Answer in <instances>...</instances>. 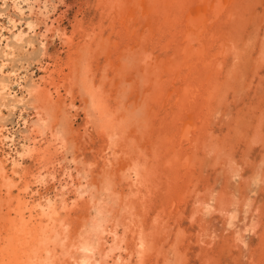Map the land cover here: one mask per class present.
I'll use <instances>...</instances> for the list:
<instances>
[{"label":"rangeland","instance_id":"rangeland-1","mask_svg":"<svg viewBox=\"0 0 264 264\" xmlns=\"http://www.w3.org/2000/svg\"><path fill=\"white\" fill-rule=\"evenodd\" d=\"M110 1L0 0V81L4 80L8 84L4 104L0 106V138H3L0 139V159L4 162L6 172L11 174L12 170H17H15L17 175H11L14 181H19L17 187L22 186L26 180L29 183L31 182L29 184L31 188H29L31 193L29 205L33 203L39 204L33 211L34 214L39 213L40 206H43L45 202L44 200L50 197L55 202L60 214L66 215L64 211L59 209V203L62 195L66 202H70L74 197L70 182L71 178L75 176L76 170L71 166L72 163L68 162L72 155L84 159L82 160L83 163H94V167H92L93 173L91 172L92 179H98L97 176H99L103 165V161L98 157V150L100 151L102 147V139L91 129L87 134L78 136L86 120L81 110V107H83L81 102L75 99L76 110L72 108L70 113H68L71 129L69 137L73 138V144L75 142L76 146L73 145L75 151L66 153L62 149H60V152L55 150V146L49 136L44 135L41 138L29 132L28 127H30L35 110L31 106L29 107L25 101L27 98L25 86L31 80H37L41 75H46V71H54V74L51 75L53 80L57 79V70L61 73H67L69 71L68 58L74 49L72 45L83 34L92 33L95 36L93 37L95 38L94 41L83 43L88 45L86 46L87 61L90 63V71H93L92 73L95 76L93 79L94 83L96 85L101 83V87L105 91L104 94L108 96L109 102L111 99L114 108L121 105L125 117L130 114L133 115L130 131L138 128L139 132L136 133V136L133 135L137 140L138 138H143L137 144L141 147H139L140 150L144 149L145 156L143 160H147L149 168L155 169V173L154 171L152 172L149 186L146 189L144 186H140L141 188L137 189V191H141V194H137L138 198H143L135 203L136 212L139 211L141 214H137L136 219L141 223L143 234L147 233V231L152 232L156 221H160L163 224L159 234L155 235L150 232L151 237L149 240L152 238L151 243L153 242L152 244L155 245V252L153 251L147 256L144 264H170L171 261L173 264H264V1L216 0L219 2V6L235 5L233 8L234 17L227 22L224 30L226 35L221 31L222 36L218 40H214V46L211 45L212 50L208 51L209 55L220 58L219 63L216 64L218 72L214 74L218 77V83H216L217 80L211 81V88L206 85L203 86L202 90H205L203 97L199 98V100L197 98L193 102V104L196 103L191 105L193 112L188 113L187 116L185 113L187 114L188 106H183V103L173 108V111L177 107L180 109L178 111L176 109L174 114L179 115L178 124L184 127V131L189 133L188 138L193 139L192 136H194V138L201 139L199 140L200 144H198V141L192 143L184 142L182 148L177 149L166 148L165 142H163L164 137L162 132H160L165 108L160 111V115L156 116V118H152L153 115L151 114V119L148 118L150 119L148 122L146 121L147 119L145 120L147 123L141 121V116H143L142 105H144V110L149 105H152L149 103V98H146L147 101L146 99L137 98L145 87H143L142 78L139 79L141 75L134 72L131 63L136 62L140 66H144V56L147 54H152L150 56L152 58L158 55H161V58L172 55L176 47L174 41L176 38L178 39L181 32L177 33L176 29L178 27L176 28L175 26L179 25L181 26L179 28L183 29L186 25L184 23L192 25L191 23L196 21L199 24L196 23L197 25L194 24L191 27L193 30L202 29L201 27L207 28L203 33V36H206V32H209L213 21H202L200 17L205 16L200 13L199 3L198 7L196 6L197 0H168L169 2L163 0L161 4L158 1L154 2V4H149L150 0H147L148 4L144 6L146 9L141 7L143 6L142 3L133 0L136 6L134 3L131 9L134 12L131 11L129 16L126 11V14L124 12L121 18L113 11L114 1L116 3L117 0ZM166 1L167 4L165 6L163 3ZM208 3L215 5L212 0L208 1ZM237 3L238 5H236ZM168 6L178 10L176 11L178 13H175V19L168 13L171 10L168 9ZM160 8L163 9L162 13ZM179 8H181L182 12ZM141 12L144 15H150V22L147 23L148 30L142 34L143 38L145 37L143 44L139 46L140 48H136V59L131 58L132 62L126 65L127 68L125 69L122 68L124 64L118 66L119 63L117 62L119 61H116L118 60L116 58L118 45H124L122 41L124 38L120 36L118 29L120 30L123 19L128 16L129 20L130 18L133 21L142 20L144 15ZM186 13L188 14L186 15ZM164 14H169V17L167 18ZM213 15L212 13L211 16L213 17ZM216 15L217 13L215 12ZM188 16L189 18H187ZM108 17L109 20H107ZM158 17L162 20L158 21ZM182 17H184V20ZM186 19L188 20L186 21ZM51 22L55 24L54 26H57L56 31L47 30ZM153 22L155 23L154 26H152ZM110 23L113 24L111 25ZM173 23L175 26L172 25ZM110 26L111 28H109ZM160 26L161 29L157 30ZM112 28H114L113 31ZM116 29L117 31H115ZM19 31L22 33V38L15 39L14 35ZM59 32L66 33L73 42L70 45L64 44ZM153 33L155 34L152 36ZM164 34H167L168 37L162 41ZM172 34L175 35L171 36ZM105 37L106 40H104ZM169 37L174 41L169 42ZM99 40L100 42L103 40L106 44L98 42ZM228 42L229 44H227ZM146 43L149 44L147 45ZM155 49L157 50L155 51ZM145 51H147L146 54ZM150 57L148 58L149 62ZM123 60V62L129 61L128 58ZM164 61L167 62L165 59ZM179 62V60L174 61L176 65L173 70L170 68L165 71L166 73L160 72L159 78L157 77L155 83L152 84L154 88L150 87L151 92L153 91L152 93H154V89L161 85L159 89H156V94L162 95L160 92L164 86L170 85L172 90L177 83H181L179 71L182 64ZM169 63H173V60ZM145 73L143 74L146 75ZM214 75L213 78H215ZM130 81L132 84L129 83ZM196 81L199 82V80ZM141 84L143 85L142 87ZM207 85H210L209 81ZM220 85L222 88L219 87ZM218 87L219 89H217ZM119 89L121 90L119 91ZM118 92L124 93V100L122 98L121 104H118L114 97ZM18 99H21V101H14ZM132 102L140 103L141 109L139 108L140 110L136 111V113L134 108L138 109V105L135 107ZM68 103H70V100L67 101ZM165 106L168 107V104ZM154 111L156 110H152V112ZM144 113L146 114L147 111H144ZM189 115H192V117ZM160 117L163 118L162 121ZM182 119L185 121H182ZM165 121L169 123L170 118ZM188 124L193 132H190ZM192 127L195 129H192ZM169 128V131H171L170 133L168 131V133L172 134L174 128H171V125ZM158 129H160L159 133ZM162 131L165 133L164 130ZM150 136L151 140L148 141ZM136 139L135 141H137ZM32 144L35 148H39V156H37L38 153H30L28 155V153L26 154L23 151L22 148L24 146L28 145L29 147ZM133 147H129V149L137 152L138 147L137 149H133ZM122 151V148H116L117 159L121 158L122 160ZM19 154H21V157ZM155 158H157L156 161L153 160ZM12 160L18 163L14 168ZM165 160L166 162H164ZM66 166H69L70 173L65 174ZM115 166L118 167V163L113 166V170L116 168ZM167 168L169 170L172 169L173 172H169ZM48 171L51 173L53 171L54 174H49ZM38 172L46 173L45 182L43 181L42 184L33 183L34 177H29L30 174L36 176ZM115 172L114 178L117 180L120 174L117 170ZM50 175L54 177L51 178ZM173 177H176V181ZM128 185L126 182H122L121 186L118 187V191L120 188L127 193L136 190L134 186ZM17 187L13 188L11 195L17 194ZM145 194L148 195L144 196ZM202 201H205L207 205L203 204ZM78 203L76 209L83 204L81 202ZM137 203L141 204L138 205ZM70 219L72 221V218ZM151 224H154L152 225L153 227ZM135 227L133 226V229ZM133 234V232L128 231V239ZM158 249L162 252L157 254Z\"/></svg>","mask_w":264,"mask_h":264},{"label":"bare ground","instance_id":"bare-ground-1","mask_svg":"<svg viewBox=\"0 0 264 264\" xmlns=\"http://www.w3.org/2000/svg\"><path fill=\"white\" fill-rule=\"evenodd\" d=\"M105 1H109V0H105ZM137 1L142 3L143 6L141 7L143 8H145L144 6L148 4L147 0H137ZM157 1L161 4L163 0H150L149 4H152V3L154 4V2H157ZM167 1L163 3V5L165 4L166 6ZM208 1L210 0H197V4L194 3L196 4L197 7L199 3L200 13L202 16H205V17H200L202 21H205V22L206 20L213 21L211 27L209 28L210 29L209 32L207 33L205 31L206 36H203L204 30L205 29L207 30V28L205 27L200 26L202 29L193 30L191 26L198 23L196 21H193L191 23L192 25H190L189 23H184L186 25H185V28L183 29L179 28L181 26L179 25L175 26L173 23L172 25H174L176 28L177 27L179 28V29L178 28L176 29L177 33L181 31L180 35L178 36V39L176 38L177 42H176V39L175 41L171 39L172 38L171 36H174L175 34H172L170 36L171 38L169 37L170 39L169 42H172L173 40L174 45L176 44L175 50L173 48L174 50L173 54L168 55L165 58H161V55H158L152 58L150 57L152 54L151 55L147 54L144 56L145 61L141 59V61L144 62L143 63L144 66L142 65L140 66L136 62L133 63L131 60L136 59L135 58L137 57L135 56L136 48L141 46L144 42L143 40L145 37L143 38L142 34L143 32L145 33L148 30L147 23L150 22L149 21L150 15L148 14L144 15L141 12L144 15V17L142 16V20L139 21V20L134 19L135 21H133L131 18L129 20V16H130L129 14L131 11H133L131 7H133L132 5L135 2L133 0H117L115 3L114 1L113 11H115L120 16V18L123 16L122 14L124 12L126 14V11H127V14L129 15L128 17L123 19L122 21L123 23L121 24L120 30L118 29L120 36L124 38L122 40L124 42L123 43L124 45H118V50L116 52L117 53L116 58L118 60L116 61H119L117 62L119 63V65L118 64L117 65L122 66V64H124V67L122 68L126 69L127 68L126 65L132 62L131 66H133L134 72L141 75L139 79L142 78V81L144 82L142 83L144 86L141 84V87L143 86L145 88L143 89L141 88L142 91L139 94L137 92L138 94L137 98L138 97L139 99L149 98V101H150L149 103L152 106H154L152 108V106L149 105L148 108L145 107L146 110H144L143 108L144 105H142L141 103L142 105L141 108L143 109L142 110L143 116H141L142 122L145 121L146 119H147L146 121L148 122V120L151 119L150 118L151 114L153 115L152 118H156V116L160 115V111H162V109L165 108L164 109L165 112L163 113L165 117L163 116V118L165 120L170 118V121L168 123L167 121H165L163 118L160 117L161 121L162 119L163 121L161 122L162 128L161 130L158 129V133H159V130L160 132H162V136L164 137L163 142H165L164 144L166 148H176V149L182 148V145L184 142L192 143V142H197V141L199 142V140H201L200 138H194V136H192L193 139L188 138L189 133L184 131V127L178 124L179 115L177 116V114H174V111L176 109H177L176 111L180 109L177 107L173 111V108L176 105L183 103V106H186V107L188 106V110L186 111L187 114L185 113V115L187 116L188 113L190 114V112L191 113L193 112L192 111L193 107L191 106L193 102L197 98L199 100V98L201 99V97H203V92H205V90L204 91L202 90L203 86L206 85L207 87L211 88V81L217 80L216 83H218V77H216L217 75L215 76L214 74L218 72V68L216 64L219 63L220 58L219 57L216 58L214 55H209L208 51L212 50L211 45L214 46V43H213L214 40L216 41L219 39V37L222 36V33H220L221 31L223 32V34L226 35V33H224V30L226 28L227 22H229L232 19V17H234L233 8L235 5L227 4L228 6L227 5L219 6V2H217L216 0H212V2H215V5H213V3L209 4ZM222 2H225V1H222ZM236 5H238V3ZM135 6H136V3H135ZM194 6L192 7L194 8ZM17 9L19 8L17 7ZM168 9H171L170 10L171 13L169 10H168L169 11L168 13L171 14V17L173 16L175 19L176 18L175 13L177 14L178 12L176 11L178 10L172 9L171 6L170 7L168 6ZM180 9L181 8H179V10ZM160 10L162 13L163 9L160 8ZM215 12L217 13L216 16H215ZM212 13L214 14L213 17L211 16ZM157 14L161 15L160 13H157ZM169 14H166V15L164 14V15L168 18ZM187 14L188 13H186V15ZM159 18L160 17H158V19ZM187 18H189V16ZM182 19L184 20V17H182ZM107 20H109V17ZM160 20L162 19H159L158 21ZM187 20L188 19H186V21ZM233 20H236V19H233ZM260 20H263V19H260ZM110 24L112 25L113 23H110ZM54 25L55 24L51 22L47 30L56 31L57 26H54ZM154 25L155 23L152 24V26ZM109 28H111V26ZM159 28L161 29V26L158 27L157 30ZM113 29L114 28H112V31ZM115 31H117V29ZM159 31L161 32V30ZM155 33H153L152 36ZM146 35H149V34H146ZM165 35L167 34H164V36ZM59 36L61 40L63 41V43L66 45H70L71 42H73L71 40V37L68 36L64 32H61ZM228 36L227 38H229ZM14 37L15 39H21L22 38L21 31L15 34ZM93 37L95 36H93L92 33H85L82 35V37L79 40H77L76 42L74 41L75 43L72 45L74 49H73V52L70 54V57L68 58V62H67V65L69 67V69L67 68L69 70V71L67 70L68 71L67 73H61L57 70L56 71L57 79L53 80L52 79L53 77L51 78V75L54 74V71H46V75H41L37 80H31V82L25 86V92L27 96L25 101L27 102L29 107L31 106V108L35 110L34 117L32 121L30 120L31 121L30 127H28L29 132L41 138L44 135L49 136L51 142L55 146V150L60 152V149H62L66 153L75 151L74 146H76L75 142L73 144V141H72L73 138L71 139V137H69L71 129H70V124H69L70 118L68 117L69 116L68 113H70L71 111L70 109L72 108L76 110V107L74 105L75 99H78L81 102V104L83 105V107H81V110L84 113L86 120L78 136L87 134L88 131L91 129L92 131L94 130V132H96L99 138L102 139V147L100 151L98 150L99 153L97 152L99 155L98 157H100V160L103 161L102 163L103 165L101 166V171L99 173V176H97L98 179L97 180H95V178L92 179V173H93L92 167H94V163L93 164L89 162L83 163L82 160L84 159H81L80 157L77 158L76 156L72 155V157L69 159L68 162L69 163L71 162L72 163L71 166H73V169L76 170L75 176L71 178V182H70L74 197L70 202H66V200L64 199L62 195L60 197V203H59L60 204L59 209L61 211H64L66 215L60 214L59 210L56 208L55 202L50 197H47L44 200L45 202L43 206L42 205L40 206L39 213L34 214L33 211H35L36 206H39V204L33 203L29 205V201H30L29 196L31 194L30 193L31 188L29 184L31 182L29 183L26 180V182L22 186L17 187V185L19 184L18 183L19 181L18 180L14 181L13 176H11L12 174L17 175V172H15L16 169L12 170L11 174L7 173L5 170L4 162H2L0 159V264H144V260L147 258V256H149L151 252L152 253L153 251L155 252L154 250L155 245L152 244L153 242L151 243L152 238L151 240H149L151 237L150 234L152 232L155 235L159 234L160 232L159 230L161 229V226L163 224L160 221H156L155 228L152 226L154 224H151V226L153 227L152 232L150 231L151 232L150 233L149 231H147V233L143 234L142 226L140 225L141 223L137 221L138 219H136L137 214L139 215L141 214L138 210H137L138 212H136V207H135V203L138 202L139 199L143 198V197L138 198L137 194L138 193L141 194V191H137V189L140 186H144L145 189L147 188V186H149L152 172L154 171L155 173V169H152L151 167L149 168L147 164V160L145 159L143 160V157L145 156L144 149L140 150L139 149L140 146L137 145L138 141L142 140L143 138H138V140L135 138L136 133L139 132L138 128L137 130L135 129V130L130 131L131 130L130 128H132V123H133L132 122L133 115L130 114L128 117L127 116L125 117V114H123L121 105L117 108H114L113 103L111 102V99L109 102L107 99L108 96L104 94L105 91L102 89L101 83L98 85L94 83L95 81L93 79L95 76L92 73L93 71H90V66H89L90 63L87 61L86 46L88 45L85 44L87 42L89 43L90 41L91 42L94 41L95 38ZM157 37L159 38V36ZM163 37H162V41L165 40L168 37V35L164 38ZM104 40H106V37ZM98 42H100V40ZM229 42L227 44H229ZM100 43L106 44L103 40ZM170 46L172 47V45ZM91 50L93 51V49ZM156 50L157 49H155V51ZM146 52L147 51H145V54ZM128 54H129V57H128ZM125 57L129 59L128 62H123L124 61L123 59H126ZM149 57H150V62L148 60ZM164 59L167 60V62H165ZM171 60H173V63H169ZM176 60L177 61L179 60L182 64L181 69L179 71L181 83H177L176 87H174V89L172 90L170 89L171 87L170 85L164 86L160 92L162 95L156 94L157 92L156 89H159L161 85L158 88L155 87L156 89H154V93H152L153 91L151 92L150 87L154 88V85L152 84L155 83V81L157 80V77L159 78L160 72L164 73L166 70L170 68L171 70H173V67L176 65L174 61ZM141 69H144V70H141ZM139 70L141 71L139 72ZM113 71L115 70L113 69ZM144 72H146L145 73L146 75L143 74ZM213 75L215 78H213ZM196 80H199V82ZM208 81L210 85H207ZM129 83H131V81ZM194 86H195V89H194ZM219 87H221V85ZM219 87L217 89H219ZM137 88H138V85H137ZM120 90L121 89H119V91ZM7 91H8V84L5 83L4 80L0 81V106L1 105L3 106L4 104V101L6 98L5 95L7 94ZM123 94L124 93L122 92H118V94L114 96L115 99L118 101L117 102L118 104L122 103L120 102L122 101V98L124 100ZM69 100H70V103L67 104V101ZM14 101L19 102L21 101V99L14 100ZM132 103H133V106L135 107H137L138 105V109L134 108L135 113L136 111L141 109L140 103H137V104L135 102H132ZM167 104H168V107L165 106ZM152 110H156V111L152 112ZM181 110H182V106H181ZM144 111H147V113L145 114ZM129 113H132V112H129ZM189 116L192 117V115H189ZM179 118H182V117H179ZM182 121H185V120L182 119ZM169 124L171 125V128H174L172 134H169L171 131V130L169 131L170 129ZM192 129H195V128L192 127ZM162 130H164L165 133ZM191 131L193 132L190 126V132ZM0 139H3V138H0ZM135 139L137 141H135ZM149 140H151V136L150 138H148V141ZM198 144H200V142ZM129 147L130 148L133 147V149L135 148L137 149L138 147L137 149L138 151L133 152L131 149H129ZM116 148L123 149L122 160L120 157H119L120 159H117L118 156H116L117 155ZM22 149L24 152H26V154L28 153V155H30V153H38L37 156H39V151H38L39 148H35L33 144L32 146H29V147L28 145H26ZM170 151H173V150H170ZM65 152L64 154H66ZM180 155L182 156L181 152H180ZM19 156L21 157V154H19ZM80 156L82 155L80 154ZM156 159L157 158L153 160L156 161ZM170 159L172 160V158ZM164 162H166V160ZM182 162L184 163L183 159H182ZM117 163H118V167L115 166L116 168L113 170V166L116 165ZM17 165L18 163L12 160L13 168L16 167ZM68 167L69 166L65 167L66 168L65 174L70 173ZM176 167H179V166H176ZM167 169L169 170V168ZM115 170H117L120 174L117 180H115L114 178V176L116 175ZM170 171H172V169L169 170V172ZM48 173L54 174L53 171L52 173L48 171ZM28 174H29V171H28ZM29 177H34L33 183L42 184L44 179L46 178V173L38 172L36 173V176H34L33 174H30ZM50 177L53 178L54 176L50 175ZM173 179L176 181V177L175 178L173 177ZM19 180H23V179H19ZM122 182H126L127 184H129L128 186H134L136 190L134 192L127 193V192H124L120 188V190L118 191V187L121 186ZM16 187L18 189L17 190L18 192L17 194L15 193L16 195L13 196L11 195L12 190L13 188L15 189ZM147 195L145 194L144 196H147ZM78 202H81L83 204H81L80 208L76 209V206L78 207V204H79ZM202 202L203 204L207 205L205 201H202ZM140 204L141 203H139L138 205ZM70 218H72V221ZM133 226H136L135 229H133ZM128 231L133 232L135 234V235L133 234L132 237L129 238L131 239L130 241L127 237ZM157 251H158L157 254L159 252H162L160 251V249H158ZM170 264H173V262L171 261Z\"/></svg>","mask_w":264,"mask_h":264}]
</instances>
